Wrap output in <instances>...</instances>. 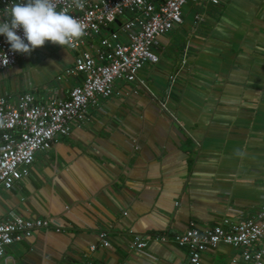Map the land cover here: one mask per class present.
Segmentation results:
<instances>
[{"label":"crops","instance_id":"0c3cea01","mask_svg":"<svg viewBox=\"0 0 264 264\" xmlns=\"http://www.w3.org/2000/svg\"><path fill=\"white\" fill-rule=\"evenodd\" d=\"M217 2L185 4L181 24L156 42L157 63L134 82L116 80L84 126L35 153L28 175L0 189V221L49 222L6 247V264H181L187 250L173 243L152 240L133 252L127 243L135 234L257 215L264 206V0ZM48 45L57 57L46 71L29 66L24 84L0 96L31 92L41 102L65 98L80 83L55 80L76 52ZM100 231L107 249L97 246ZM232 259L247 264L238 249L218 244L199 264Z\"/></svg>","mask_w":264,"mask_h":264},{"label":"built area","instance_id":"2783aa9c","mask_svg":"<svg viewBox=\"0 0 264 264\" xmlns=\"http://www.w3.org/2000/svg\"><path fill=\"white\" fill-rule=\"evenodd\" d=\"M12 0H0V18ZM58 9L80 20L86 35L69 50L76 52L71 67L57 75H82L78 85L65 98L48 96L37 102L31 92L11 98L0 96V189L10 190L28 175L35 153L49 151L59 138H66L74 128L88 121V111L97 109L113 92L116 80L134 82L145 65L157 63L154 49L159 37L180 25L181 8L187 4L216 5L217 0H84L77 8L72 0H55ZM121 18V21L119 20ZM194 19L199 21V17ZM115 25V30L111 28ZM22 36V31L17 33ZM5 55L8 63H5ZM25 54L13 53L4 36H0V74L13 67ZM48 220H24L14 217L0 221V261L6 264L4 249L28 238L34 230L47 229ZM173 243L187 250L181 264H199L201 255L218 244L239 250L242 262L264 264V206L253 218L239 222L221 217L215 225L198 229L190 225L181 233L167 231L161 235H132L129 251H141L149 241ZM97 246L110 247L107 233H98ZM95 246L88 248L94 251ZM89 264V263H82ZM236 264V260H230Z\"/></svg>","mask_w":264,"mask_h":264},{"label":"clouds","instance_id":"9594fccd","mask_svg":"<svg viewBox=\"0 0 264 264\" xmlns=\"http://www.w3.org/2000/svg\"><path fill=\"white\" fill-rule=\"evenodd\" d=\"M77 8L84 0H72ZM22 31V36L18 32ZM86 35L83 23L66 10L58 9L55 0H12L0 18V36L6 38L10 51L30 55L47 42L62 48L74 47ZM5 63H8L5 55Z\"/></svg>","mask_w":264,"mask_h":264},{"label":"rangeland","instance_id":"374dc122","mask_svg":"<svg viewBox=\"0 0 264 264\" xmlns=\"http://www.w3.org/2000/svg\"><path fill=\"white\" fill-rule=\"evenodd\" d=\"M121 21V18H119ZM111 28L115 30V25H111ZM49 42L45 44L44 47L37 48L34 51L31 52L30 55H26V59H17L15 65L13 67H10L6 70V72H2L0 76L4 79L2 80V87L0 88V92L2 90H5L7 92L8 88L15 90L16 88L21 87V85L24 84V73L27 74L29 66H35L37 65L38 67V72H44L46 71L45 66L49 65V60L51 57H57V54L55 53L56 51L54 49L48 48ZM55 49L62 48L59 45H53ZM45 56H48L47 58ZM72 53L69 54V57L71 58ZM138 74V73H137ZM82 75H77L75 78L74 77H64L68 81L72 83H76V81L81 78ZM62 81V80H61ZM59 82V81H58ZM9 83V84H8ZM31 85L34 86V82L32 81ZM34 96V93H32Z\"/></svg>","mask_w":264,"mask_h":264}]
</instances>
